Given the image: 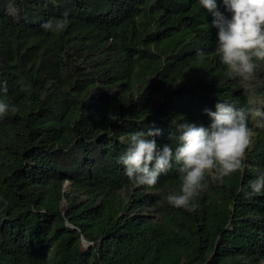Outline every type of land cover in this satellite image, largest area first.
Listing matches in <instances>:
<instances>
[{
	"label": "trees",
	"instance_id": "obj_1",
	"mask_svg": "<svg viewBox=\"0 0 264 264\" xmlns=\"http://www.w3.org/2000/svg\"><path fill=\"white\" fill-rule=\"evenodd\" d=\"M212 19L199 0H0V100L17 108L0 119V264H264V194L247 188L264 171V61L229 76ZM218 100L245 111L251 143L194 210L167 202L175 162L153 186L125 175L134 131L174 149L176 124L207 125Z\"/></svg>",
	"mask_w": 264,
	"mask_h": 264
},
{
	"label": "clouds",
	"instance_id": "obj_2",
	"mask_svg": "<svg viewBox=\"0 0 264 264\" xmlns=\"http://www.w3.org/2000/svg\"><path fill=\"white\" fill-rule=\"evenodd\" d=\"M199 0L211 12L216 28V48L220 61L227 66L229 76L247 78L256 69L255 60L264 61V0ZM65 19L46 20L41 27L49 32L62 31ZM203 58L202 50H197ZM15 105L0 100V119L15 113ZM207 125L183 121L176 124L180 143L173 149L169 144L158 146L154 135L159 128L136 130L127 137V147L119 156L125 175L137 185L153 186L159 176L175 162L181 176L180 190L169 192L167 202L176 207L194 210V197L204 187L205 177L218 181L241 167L246 149L251 143L247 114L233 104L218 100L215 109H205ZM249 195L264 194V171L251 180ZM243 190V189H242ZM0 200H3L0 197ZM3 200L0 207H6Z\"/></svg>",
	"mask_w": 264,
	"mask_h": 264
}]
</instances>
